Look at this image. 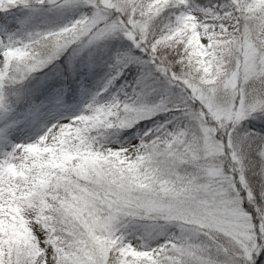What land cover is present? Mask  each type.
<instances>
[{
    "label": "snow or ice",
    "instance_id": "1",
    "mask_svg": "<svg viewBox=\"0 0 264 264\" xmlns=\"http://www.w3.org/2000/svg\"><path fill=\"white\" fill-rule=\"evenodd\" d=\"M0 264H264V0H0Z\"/></svg>",
    "mask_w": 264,
    "mask_h": 264
}]
</instances>
